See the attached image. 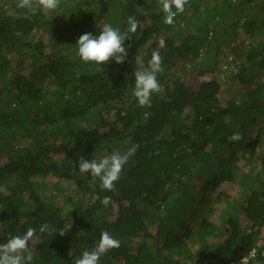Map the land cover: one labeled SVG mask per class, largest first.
Masks as SVG:
<instances>
[{"label":"trees","instance_id":"16d2710c","mask_svg":"<svg viewBox=\"0 0 264 264\" xmlns=\"http://www.w3.org/2000/svg\"><path fill=\"white\" fill-rule=\"evenodd\" d=\"M16 5L0 0V243L35 228L31 264H75L108 231L100 264H264V0H188L171 25L158 0ZM129 16L123 63L81 60L80 35ZM153 50L161 90L140 107ZM133 144L115 192L79 172Z\"/></svg>","mask_w":264,"mask_h":264},{"label":"clouds","instance_id":"9594fccd","mask_svg":"<svg viewBox=\"0 0 264 264\" xmlns=\"http://www.w3.org/2000/svg\"><path fill=\"white\" fill-rule=\"evenodd\" d=\"M162 11L165 13L166 24H173L177 13L185 10L188 0H158ZM61 0H17V7L27 9L33 14L38 12L48 14L55 11L60 6ZM173 8L175 11H173ZM128 28L121 31L119 27L111 24H103L99 35L84 33L79 36L76 46L78 55L82 61L93 62L97 65L109 63L114 60L116 64H121L128 56L125 46L126 41H131V35L137 31L139 21L134 16L127 18ZM130 46V45H129ZM165 42L161 40L159 47H164ZM162 57L157 50H153L151 60L147 66L140 65L133 73L134 89L132 95L135 97L140 107H151L153 93L161 90L157 74L162 72ZM230 142H238L243 139L239 132L233 133L228 137ZM139 145L133 144L123 153L119 150L111 154L104 155L101 159L85 160L80 157L79 172L90 174L93 186L99 181V188L104 191H116V182L120 179L121 173L128 163L130 157L134 156ZM111 197L105 196L102 203L108 204ZM47 224L41 226L40 232L47 230ZM36 234V229L29 227L22 235H14L6 243H0V264H31L33 255L29 250V241ZM60 235H64L63 232ZM120 241L108 231L100 234L99 241L91 250H85L81 256L75 260V264H100L101 257L110 250L119 248ZM256 257L255 249L248 251L239 264H252ZM257 264L259 262L257 261Z\"/></svg>","mask_w":264,"mask_h":264},{"label":"rangeland","instance_id":"374dc122","mask_svg":"<svg viewBox=\"0 0 264 264\" xmlns=\"http://www.w3.org/2000/svg\"><path fill=\"white\" fill-rule=\"evenodd\" d=\"M226 69H227V68L225 67L224 70L227 71ZM225 75H226V74H225ZM227 76H229V75H227ZM223 77H224V75H223ZM223 77H222V78H223ZM187 80H188V82H190L189 84H191V85H193V86H194L195 84L199 83L198 80L191 79L190 76H188ZM206 80L209 81V80H210V77H207ZM221 81L224 83V84H223V87H222V90H225V91H226V90L229 88V86H227V85L225 84V82H224V81H226V78L224 79V81L221 79ZM253 87H254V85H253L252 83H250L249 85H247V88H253Z\"/></svg>","mask_w":264,"mask_h":264}]
</instances>
